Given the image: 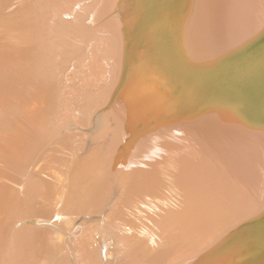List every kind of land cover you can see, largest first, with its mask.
Instances as JSON below:
<instances>
[{"label": "bare ground", "instance_id": "bare-ground-1", "mask_svg": "<svg viewBox=\"0 0 264 264\" xmlns=\"http://www.w3.org/2000/svg\"><path fill=\"white\" fill-rule=\"evenodd\" d=\"M0 264H264V0H0Z\"/></svg>", "mask_w": 264, "mask_h": 264}]
</instances>
